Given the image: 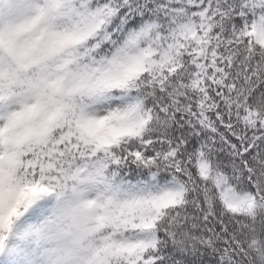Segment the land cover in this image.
<instances>
[{"label":"snow or ice","instance_id":"1","mask_svg":"<svg viewBox=\"0 0 264 264\" xmlns=\"http://www.w3.org/2000/svg\"><path fill=\"white\" fill-rule=\"evenodd\" d=\"M68 182L87 264H264V0H0V245Z\"/></svg>","mask_w":264,"mask_h":264},{"label":"clouds","instance_id":"2","mask_svg":"<svg viewBox=\"0 0 264 264\" xmlns=\"http://www.w3.org/2000/svg\"><path fill=\"white\" fill-rule=\"evenodd\" d=\"M25 14L21 5V11L12 16V21L21 22ZM82 192V188L68 182L51 192L42 191L36 196H29L21 205L20 210H27L39 197H51L41 218L25 226L32 241L31 246L40 254V264H87L95 242L91 234L95 220L85 214ZM98 195L93 193L87 199L95 201Z\"/></svg>","mask_w":264,"mask_h":264},{"label":"trees","instance_id":"3","mask_svg":"<svg viewBox=\"0 0 264 264\" xmlns=\"http://www.w3.org/2000/svg\"><path fill=\"white\" fill-rule=\"evenodd\" d=\"M51 199L50 196H41L30 206L29 209H21L19 214L13 217L12 222L5 232V245L6 253L14 255L17 251L24 254H29L35 247L31 246L32 241L30 239L29 232L26 229L27 213H32L35 221H38L45 211L47 202ZM7 257H10L9 255ZM15 257V256H14Z\"/></svg>","mask_w":264,"mask_h":264},{"label":"rangeland","instance_id":"4","mask_svg":"<svg viewBox=\"0 0 264 264\" xmlns=\"http://www.w3.org/2000/svg\"><path fill=\"white\" fill-rule=\"evenodd\" d=\"M27 221H35L32 213H27ZM5 245H0V264H40V254L33 249L29 254L17 251L14 255L6 253ZM10 257H7V256ZM15 256V257H14Z\"/></svg>","mask_w":264,"mask_h":264}]
</instances>
